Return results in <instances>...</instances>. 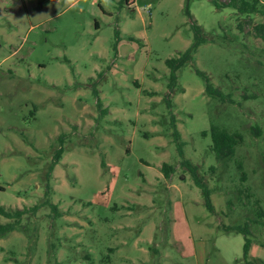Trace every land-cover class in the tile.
<instances>
[{"label": "rangeland", "instance_id": "obj_1", "mask_svg": "<svg viewBox=\"0 0 264 264\" xmlns=\"http://www.w3.org/2000/svg\"><path fill=\"white\" fill-rule=\"evenodd\" d=\"M187 10L185 0H0V205L28 210L0 239V264H264V17L210 0ZM191 22L207 42L170 93L165 61L189 47ZM195 68L228 99L207 97ZM211 125L240 135L233 159H215ZM244 224L247 262L243 236L224 230Z\"/></svg>", "mask_w": 264, "mask_h": 264}, {"label": "trees", "instance_id": "obj_2", "mask_svg": "<svg viewBox=\"0 0 264 264\" xmlns=\"http://www.w3.org/2000/svg\"><path fill=\"white\" fill-rule=\"evenodd\" d=\"M127 1L128 0H125V2ZM210 1L213 7L217 10L230 8L239 15L248 16V15L258 14L264 17V0H226V1L210 0ZM188 2L189 0H185L186 14L190 18V14L187 10ZM190 28L192 30V42L189 45V47L184 52L180 53L176 58L167 59L165 61V66L169 70V82L167 87L170 93L173 92L177 84L176 72L180 70L182 67H184L186 64L192 62L194 60V55L197 49L201 45L207 42L206 39L203 37V32L201 28L195 22H191ZM255 30L257 31L258 37L264 40V25L256 26ZM195 72L199 77H201V79L204 82V93L207 97H210L212 99H217L222 102L228 99L227 95L223 94L221 90L214 87V85L210 82L208 76L205 73L199 71L196 68H195ZM93 94L96 97V106L100 108L101 102L100 99L98 98V94L96 90L93 91ZM166 101L168 102L167 99ZM168 106H170L169 102H168ZM100 114L105 115V110L101 111ZM172 126H173V139L176 143L177 152L181 158H184V153L182 150L184 143L181 141V137L176 126L174 124H172ZM208 134L210 136V141H211L210 149L215 159L220 162L233 159L236 153L238 141L241 138L240 135L237 133H229L227 130L214 125L210 126ZM202 135L205 137L207 136V133L203 132ZM60 143H62L61 140ZM62 152H63L62 147H59L55 151L52 163L49 168L50 171H52L53 168L58 164ZM182 165L189 171L190 177L194 185L200 190L207 211L215 214V210L210 199L211 190L204 183L203 179L197 175L195 166H193L187 160H183ZM237 167L239 170H242V165L240 162L237 163ZM170 170L171 168L166 164H164L161 167V172L163 173L165 178L168 177V173ZM242 176L244 177V175ZM255 203H257V200L255 201ZM36 209L37 207L34 206L29 211H36ZM52 209L55 210L54 207H52ZM26 213H28V210L26 209L6 210L3 206L0 205V216L8 220L7 223L0 224V239L5 237L7 234L13 232L14 230H16V228L19 227L22 216L25 215ZM255 214L259 218L264 216V212L260 207L258 208ZM224 230L228 232H235L243 236V258L247 262L248 251L251 244V239H250L251 234L248 225L244 224L243 226H237V227H225ZM248 264H253V263L248 262ZM261 264L263 263L261 262Z\"/></svg>", "mask_w": 264, "mask_h": 264}, {"label": "built area", "instance_id": "obj_3", "mask_svg": "<svg viewBox=\"0 0 264 264\" xmlns=\"http://www.w3.org/2000/svg\"><path fill=\"white\" fill-rule=\"evenodd\" d=\"M130 1H133V0H128L126 3H129Z\"/></svg>", "mask_w": 264, "mask_h": 264}]
</instances>
